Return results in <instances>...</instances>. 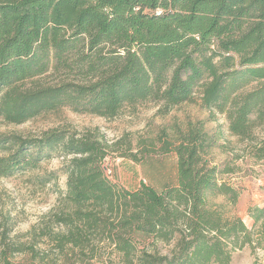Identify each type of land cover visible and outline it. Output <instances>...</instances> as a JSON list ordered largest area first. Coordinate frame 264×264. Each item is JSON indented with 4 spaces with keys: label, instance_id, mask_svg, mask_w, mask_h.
Masks as SVG:
<instances>
[{
    "label": "trees",
    "instance_id": "obj_1",
    "mask_svg": "<svg viewBox=\"0 0 264 264\" xmlns=\"http://www.w3.org/2000/svg\"><path fill=\"white\" fill-rule=\"evenodd\" d=\"M147 103L160 112L196 103L264 160V0H0V121L63 108L111 121ZM217 140L200 122L162 127L134 153L92 133L1 135L0 178L59 158L65 189L28 243H9L2 222L0 263L37 240L64 264H230L236 251L263 249L264 205L247 210L250 227L228 215L240 192L218 178L228 166L211 165ZM120 144L134 163L174 154L176 185L110 181L103 163Z\"/></svg>",
    "mask_w": 264,
    "mask_h": 264
},
{
    "label": "rangeland",
    "instance_id": "obj_2",
    "mask_svg": "<svg viewBox=\"0 0 264 264\" xmlns=\"http://www.w3.org/2000/svg\"><path fill=\"white\" fill-rule=\"evenodd\" d=\"M60 79L65 78L54 76L48 81L55 83ZM158 109L155 104L147 103L138 106L133 113L123 112L116 119L105 121L94 116L77 115L63 108L22 125H8L0 121V136L32 139L40 138L50 131L92 133L109 143L116 141L129 143L134 153L137 151L138 141L155 138L162 127L169 129L172 124L184 127L188 123L200 122L205 131L211 136H217L218 143L223 145V148L211 151V165H216L219 169L226 165L231 169L230 173L220 175L218 178L240 192L237 203L228 207V215L240 218L247 227H250L247 210L250 207L264 205V160H254L249 156L245 143L237 141L225 132V121L222 116H211L196 103L183 104L165 112ZM119 147L118 152L103 163V170L105 167L109 171L107 173L104 170V173L110 181L127 190H135L140 184L150 186L156 191L176 185L174 154H152L134 163L118 156V153H122L124 145L120 144ZM140 156L139 154L138 157ZM62 166V159L52 158L42 160L36 170L0 178V231L3 230L2 222L7 220V229L10 231L9 243H28L26 233L56 209L58 193L65 189V177L59 172ZM54 172L58 178L41 186L39 179ZM139 238L143 242L144 239ZM42 241L37 240L31 245L32 250L25 249L23 253L8 258V261L10 264H64L61 256L48 252ZM230 264H264V248L252 251L245 247L236 251Z\"/></svg>",
    "mask_w": 264,
    "mask_h": 264
},
{
    "label": "built area",
    "instance_id": "obj_3",
    "mask_svg": "<svg viewBox=\"0 0 264 264\" xmlns=\"http://www.w3.org/2000/svg\"><path fill=\"white\" fill-rule=\"evenodd\" d=\"M105 172L109 173V171L104 167Z\"/></svg>",
    "mask_w": 264,
    "mask_h": 264
}]
</instances>
